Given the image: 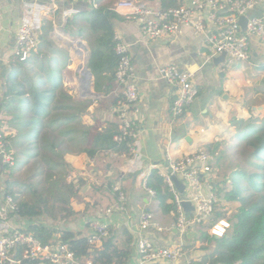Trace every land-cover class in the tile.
I'll use <instances>...</instances> for the list:
<instances>
[{
    "label": "built area",
    "instance_id": "2783aa9c",
    "mask_svg": "<svg viewBox=\"0 0 264 264\" xmlns=\"http://www.w3.org/2000/svg\"><path fill=\"white\" fill-rule=\"evenodd\" d=\"M85 2L90 8L97 7L96 0H76ZM263 0H190L177 6L162 7L152 5L147 0H118L115 11L123 12L126 20L139 24L142 35L149 39L165 35H177L184 27L203 35L204 48L208 60L224 57L221 62L225 68L237 63L250 61L253 56L252 37L264 43ZM258 9L260 16L248 19L246 28L240 18L250 10ZM65 16H68L66 14ZM2 30V12L0 9V32ZM39 44V35L29 22H22L15 34L13 55L20 61H26ZM115 51L118 55L115 70V82L121 88L114 105L118 119V134L115 140L126 141V149L118 154L124 158L139 156L137 138L139 127L137 117L140 93L136 82V66L130 50V44L121 33H115ZM159 77L175 86L176 94L171 103V112L180 118L199 98L200 90L195 84L194 72L184 71L176 64L159 67ZM205 129H201L203 133ZM5 130L0 131V264H211L205 256L193 252L200 247H193L188 239L203 230L202 240L222 239L229 235L232 217L229 203L221 197L215 180L218 171L214 168L211 150L202 145L191 153L176 159H170L169 170L160 174L172 198L167 202L173 206L165 213L159 206L156 191L148 186L144 188L152 198V206L142 209L136 219L130 222V232L134 237L136 255L122 261L101 263L93 256H79L60 237L44 241L32 229L33 224L54 228L51 219L29 221L18 214V201L4 191L2 185L3 166L15 164V151L7 149ZM155 166V165H153ZM151 175V173H150ZM176 175L183 181L185 189L181 192L174 180ZM78 173L68 175L69 181H78ZM117 206L108 207L102 217L89 221L90 234L88 243L93 248L102 246L104 238L112 234L109 215L127 213L128 195L121 184L114 185ZM189 201L194 210H186L183 202ZM164 214L171 215V221L165 225ZM128 220L132 217L127 216ZM57 228V227H56ZM60 229V228H59ZM168 232L179 237L178 242L159 245L156 235ZM200 241L198 242V245Z\"/></svg>",
    "mask_w": 264,
    "mask_h": 264
},
{
    "label": "crops",
    "instance_id": "0c3cea01",
    "mask_svg": "<svg viewBox=\"0 0 264 264\" xmlns=\"http://www.w3.org/2000/svg\"><path fill=\"white\" fill-rule=\"evenodd\" d=\"M152 1H155V5H161L160 0ZM189 1L179 0L180 3ZM96 2L98 5L114 7L118 0H96ZM0 9L2 12L0 100L5 89L8 63L14 56L15 34L22 22H29L39 35V44L26 61L35 62L38 58L47 55L59 59L61 54L60 51L55 53L56 48L69 54L68 65L62 68V87L66 90L64 77L67 71H72L68 68L72 63L68 43L73 42V38L80 37L78 36L79 28L87 25L81 12L90 7L85 2L76 0H0ZM260 9L264 10V0ZM117 12L124 16L123 12ZM66 14L68 16H65ZM113 24L116 32L121 33L125 41L130 44L136 66V82L140 93L139 108L135 114L139 127L137 138L139 156L124 158L108 151H100L95 156H90L84 151L67 153L66 161L72 166V171L78 173V180L83 182L78 195L71 199V205L77 215L65 217L56 222L55 228L60 225L88 236L89 221L103 216L105 212L103 203H106L107 209L114 201H117L113 187L121 184L128 195V212L109 215L107 220L111 223L112 234L117 237V243L120 246H127L126 238L125 240L122 238L123 235L127 237V233L130 232L129 221H134L142 209L152 206V198L143 186V182L148 179L150 173L153 170L160 174L165 173L169 170L170 159L191 153L202 145L212 144L214 140L219 139L221 127L236 128L240 118H237L232 125L228 120L233 116L245 117L242 114L245 108L239 101L234 102L238 100L234 95L228 98L229 86L233 87L234 84L230 82L228 85L227 75L219 68L222 65L221 62L215 63V58L208 60L203 35L195 33L189 27H184L177 35L149 39L142 35L139 24L133 21L115 20ZM263 45L261 41L252 42L253 56L256 60H260L263 53V49L261 53L257 47L263 48ZM167 64H176L184 71L194 72L195 84L200 90L199 98L180 118H175L171 112V103L177 90L158 74L159 67ZM3 68H6L5 73H2ZM37 70L34 65L28 71L35 75ZM73 82L81 97L75 76ZM113 86L108 95L101 92L103 97L111 98V104L109 102L104 105L105 101L101 103L103 97L92 98L93 103L88 108L90 117L84 123L94 124L99 128L104 127L106 123H100L97 119L101 122L110 120L118 123L114 111L115 104L112 101L121 94V88L116 82ZM85 99L87 98L81 97V100ZM103 106L109 107L108 112L102 111ZM1 116L0 114V118ZM2 129H6V132L10 134L15 133V130L8 127L6 122L1 125ZM201 129L205 131L202 133ZM128 215L132 217L131 220H128ZM165 217L169 218L170 215L165 214ZM165 217L163 223L168 225ZM163 233L168 234L167 238H164L162 233L157 234L155 239L157 244L168 245L178 242L179 237L176 234ZM51 235V239L55 236L61 238V231L52 232ZM131 243L132 251L127 258H134L136 255L135 243L134 241ZM207 252L206 248H200L193 253L204 257L209 254ZM133 262L134 259L132 264Z\"/></svg>",
    "mask_w": 264,
    "mask_h": 264
},
{
    "label": "trees",
    "instance_id": "16d2710c",
    "mask_svg": "<svg viewBox=\"0 0 264 264\" xmlns=\"http://www.w3.org/2000/svg\"><path fill=\"white\" fill-rule=\"evenodd\" d=\"M160 4L170 7L180 2L160 0ZM81 14L87 23V30L86 27H80L78 36L88 39L91 48L88 66L95 76V90L108 95L114 87L118 61L113 22L125 20V17L108 5H98ZM54 51H60L59 59L47 55L30 62L11 57L0 100V131L3 122L15 130L14 134L4 139L9 151H17L14 153L15 159L18 154L22 156L21 165L35 160L46 169L48 193L38 190L31 183V200H18L17 191L13 188L17 181H5L4 191L18 201V214L29 221L51 218L56 223L65 217L77 215L71 199L78 195L83 182L67 180L73 168L66 161V154L76 151L87 152L90 156L100 151L118 154L126 149V141L115 140L118 134V123L115 121L101 122L97 119L100 123H106L102 128L81 121L83 115L89 114L88 108L93 100L76 101L63 89L62 68L68 65L70 57L67 52L57 48ZM34 65L38 70L32 75L28 70ZM261 67L264 69V64ZM117 98L113 99V104ZM237 123L240 128L237 137L251 147L247 161L257 169L248 171L238 168L232 171V188L224 196L228 201L240 202V206L232 216L229 235L217 239L216 248L206 254L205 259H209L211 264H264V118L259 120L251 116ZM6 169H10L12 174L14 166L7 164L3 166V170ZM147 184L156 191L161 210L170 212L173 206L167 201L172 195L160 173L153 170ZM57 227L60 228L61 239L79 256L91 254L95 261L111 263L124 260L132 251L131 242L134 238L129 231L127 246H120L117 237L111 234L104 238L101 247L93 248L82 232L60 225ZM34 232L37 235L42 232L43 235L39 236L48 241L53 231L40 225Z\"/></svg>",
    "mask_w": 264,
    "mask_h": 264
},
{
    "label": "rangeland",
    "instance_id": "374dc122",
    "mask_svg": "<svg viewBox=\"0 0 264 264\" xmlns=\"http://www.w3.org/2000/svg\"><path fill=\"white\" fill-rule=\"evenodd\" d=\"M147 1H149V3L151 2L152 5H155V1L152 0H147ZM81 39L86 41L88 44V39L83 37H81ZM252 42H260V41L256 37H252ZM262 49H263V53H262ZM257 50H259L262 53L260 60H256L254 56H252L249 62L243 61L237 63L231 68H225L224 65H220L219 67L221 71H223L227 75L228 85L230 82L234 84L233 87L229 86L227 92L228 98L229 96L231 97L232 95H234L235 98H238V100L236 99V101L234 102L239 101L241 104L244 105L245 108L244 113L242 112V114L245 117L233 116L228 120L231 123V125L237 121V118H240V120L249 119L251 116L258 117L259 120L264 118V69L261 67L264 63V45L263 48L257 47ZM222 67L224 68L223 70ZM73 73H74L73 71L66 72L64 77L65 78L64 82L66 80V84L64 83V85L66 91L70 93L76 101H79L81 100V97H79V90L77 89L75 84H73L74 83ZM218 78L219 79L221 78L220 73L218 74ZM222 80L223 79H221V81ZM100 97L103 96L101 95ZM87 99H92V98H87ZM102 99L103 100L101 103L105 101L104 105L111 101V98L107 96L103 97ZM251 106L257 108L262 106L263 108L254 111L253 107L251 108ZM108 110H109L108 106H103L102 111L108 112ZM86 115H88V117ZM86 115H83L81 117V121L83 123L87 122L88 118L90 117L89 114ZM4 130L7 131L6 129ZM239 131L240 128H238V123H237V127L234 129H231L229 126L221 127V130L219 132V139L214 140L215 142H212V144L210 145L207 144L208 148L211 150L213 155L214 168L218 171V176L215 178V180L219 182V186L216 188V191L221 197H223L224 194L232 188V183L230 181V178L233 170L238 168H246L248 171H254L257 169L254 165H251L247 161L248 160L247 156L248 153L251 151V147H248L245 141L240 140L237 137V133ZM21 157L22 156L18 154L15 164L13 165L14 169L13 171L11 170L12 174L10 172V169L3 170L2 185H4L7 179L17 181L16 183H14L13 188L15 191H17L18 200L32 199V193L29 188V184L31 183H34L38 190L43 191L45 194H47L48 193L47 187L49 183L45 180L46 169L44 168L42 163L39 164L35 160H30L28 163L21 165L20 164V160L22 159ZM71 172L72 171H70V174ZM67 180H68V176H67ZM23 183H25V185ZM50 200H52V197H50ZM117 205H118V201H114L113 204H111V206H117ZM239 206H240V202L238 201H233L229 203L228 209L230 210L229 214L231 215V217L238 211ZM102 207L104 210H106V203H103ZM171 218H172L171 215L169 218L165 217L167 224L171 221ZM203 233H204L203 230L200 229V233L198 235L196 234L193 238L188 239V241L192 243L193 247L198 246L200 248H206L208 250L207 253H210L216 248L217 239H210L209 241L206 240L204 241L202 240ZM162 236L164 238H167L168 234L162 233ZM174 237L176 238V235H174ZM125 238L127 239L126 235L125 236L123 235L122 239L125 240ZM199 241L200 244L198 245Z\"/></svg>",
    "mask_w": 264,
    "mask_h": 264
},
{
    "label": "water",
    "instance_id": "95a60500",
    "mask_svg": "<svg viewBox=\"0 0 264 264\" xmlns=\"http://www.w3.org/2000/svg\"><path fill=\"white\" fill-rule=\"evenodd\" d=\"M261 15V11L258 10V9H253V10H250L246 15L242 16L240 18V23L242 25L243 28H246V25H247V22H248V19L251 18V17H255V16H260ZM72 40H77L79 44L83 45V47L85 48V50L87 51L88 53V59H87V69L89 70V72L91 73L92 75V79H89V82H86V75H82L81 76V83H82V87H83V90L81 92V97L83 98H98L102 95L101 92H98L94 89V83H95V76L91 70V68L88 66V62H89V59H90V55H91V48L90 46L87 44L86 41H84L83 39H81L80 37H75L73 38ZM73 45V42H69L68 43V46L71 47ZM224 60V57H216L214 59L215 63H218L219 62H222ZM6 71V68H3L2 70V73H5ZM87 74V73H86ZM263 107L260 106V107H253L254 111H257L259 109H262ZM173 180L177 186V188L183 192L184 189H185V185L183 183L182 180H180L176 175H173ZM183 205L185 207L186 210H194V207L191 205V203L189 201H184L183 202ZM39 226L37 224H33L32 225V229H36L38 228ZM53 232H59L60 229L59 228H51ZM39 235L42 236L43 233L42 232H39ZM58 237L55 236L53 239H57Z\"/></svg>",
    "mask_w": 264,
    "mask_h": 264
},
{
    "label": "bare ground",
    "instance_id": "6f19581e",
    "mask_svg": "<svg viewBox=\"0 0 264 264\" xmlns=\"http://www.w3.org/2000/svg\"><path fill=\"white\" fill-rule=\"evenodd\" d=\"M70 53L72 56V63L68 66V68L74 72L75 80L82 92L83 87L81 83V76L86 75V82H89V79H92V75L86 67L88 53L83 45L79 44L77 40H73V45L70 47Z\"/></svg>",
    "mask_w": 264,
    "mask_h": 264
}]
</instances>
